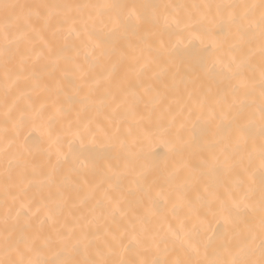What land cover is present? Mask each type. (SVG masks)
I'll use <instances>...</instances> for the list:
<instances>
[{
	"label": "snow or ice",
	"instance_id": "6c2138e0",
	"mask_svg": "<svg viewBox=\"0 0 264 264\" xmlns=\"http://www.w3.org/2000/svg\"><path fill=\"white\" fill-rule=\"evenodd\" d=\"M0 264H264V0H0Z\"/></svg>",
	"mask_w": 264,
	"mask_h": 264
},
{
	"label": "bare ground",
	"instance_id": "6f19581e",
	"mask_svg": "<svg viewBox=\"0 0 264 264\" xmlns=\"http://www.w3.org/2000/svg\"><path fill=\"white\" fill-rule=\"evenodd\" d=\"M151 151H154L156 153H159L161 158L163 157L164 153H165V149H163L162 147H158V146H154L150 149Z\"/></svg>",
	"mask_w": 264,
	"mask_h": 264
}]
</instances>
